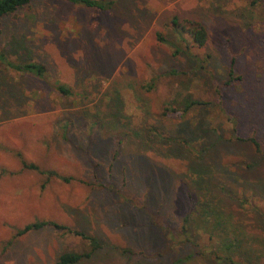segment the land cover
Masks as SVG:
<instances>
[{
    "label": "rangeland",
    "instance_id": "rangeland-1",
    "mask_svg": "<svg viewBox=\"0 0 264 264\" xmlns=\"http://www.w3.org/2000/svg\"><path fill=\"white\" fill-rule=\"evenodd\" d=\"M104 1L113 9L35 0L0 20V55L48 71L45 81L0 60V264H56L68 252L91 254L77 264H209L182 234L191 216L194 242L209 244L192 221L187 158L196 155L169 140L195 139L190 146L200 150L207 137L220 138L222 161L264 181V154L251 143L264 147V0ZM192 24L206 29L204 47L187 33ZM233 63L241 80L225 87ZM178 94L205 105L164 116ZM241 181L230 185L238 196L227 201L236 211L225 210L228 229L261 248L264 235L248 230L256 214L241 199ZM43 221L70 231L49 226L17 237Z\"/></svg>",
    "mask_w": 264,
    "mask_h": 264
},
{
    "label": "trees",
    "instance_id": "trees-1",
    "mask_svg": "<svg viewBox=\"0 0 264 264\" xmlns=\"http://www.w3.org/2000/svg\"><path fill=\"white\" fill-rule=\"evenodd\" d=\"M34 1L35 0H0V20L5 17L17 15L20 10L29 7ZM66 1L100 11H110L113 9L114 5V2L108 3L104 0ZM173 23L180 29L177 24V19H175ZM192 25L193 26H191V28H187V33L190 35L191 39L196 45L204 47L208 39L206 29L200 24ZM177 52H180V50L177 49ZM0 60L6 69L14 70L18 73H29L41 80H47L48 71L44 64L31 61L14 63L10 60H7L3 54L0 55ZM179 73L180 72L178 71L172 72L173 75H178ZM234 80L240 81L241 77L235 76L233 63L229 72V80L226 81L223 86L230 87ZM54 86L61 94L71 95V89L66 85L56 83ZM148 89H153V86L150 85ZM181 97L182 94H178L168 103V107L166 108V113H164V116L176 113L181 114V116H185L189 112L196 110L198 106L205 105L204 102L196 100L191 94H187L182 98ZM150 131H153L156 136L166 140V136H164L159 129L153 127V129H150ZM150 131L148 133H151ZM205 134H207V132ZM212 138L213 137L209 136L207 139H205V141L203 140L202 146L200 147H203V149L200 150H195L192 148V146H190V144H194L195 139L173 138L172 140H169L187 145V147L190 148L189 150L191 153L196 155V157L194 156L192 158L190 155V157L187 158L189 161V165L187 164V173L193 178L194 181H196L195 184L191 185L189 183L188 185V193L191 201L190 203H192L191 205L194 207L192 212V221L195 224L198 223L204 227L201 228L200 226H195V229L200 235H204L207 238L209 244L202 246L199 243L194 242V235L188 231L187 225L191 216H186L184 221L182 230L184 240L190 246L195 248V251L198 255L208 259L209 264H264V243L260 245V248L258 245H255L253 242H251V239L253 238L251 234L244 236L242 233L236 232L237 230L233 232L230 231L228 229L229 217H227L225 214V210L227 208L230 209V215H233L234 212H236L228 202L232 203L234 199H237L236 197L238 196V193L231 190L230 185L233 183V181L236 182L238 179H241L243 185L239 184L237 187V189L240 188V191L242 192L241 199L243 200L244 204H248L250 212L256 214V216L253 215V217L250 219L248 230H250V232H255L254 234L256 237H258L257 234L264 235V181L261 180L257 181L256 183L250 182V180H247L244 175L239 173L237 168L239 165L237 166L235 164L232 166V164L222 161L221 158H219L220 154L217 149L220 138L215 141H211ZM142 141L145 142L146 139L142 137ZM251 143L256 148V152L259 154H264V147L262 148L255 139H251ZM253 166V163H250L247 165V167L242 166V168L252 169ZM24 167L27 169L40 171L39 167L32 163L30 164L25 162ZM43 173L49 177L57 175V173L53 171ZM65 180L69 181V179ZM246 191L250 192L249 195L246 194ZM215 192L224 194V197L220 199L217 198L216 195L214 197L209 196ZM223 217L227 218L224 219ZM209 224L212 226H209ZM49 226L70 231V229L57 223L55 224L53 222L43 221L27 225L18 232L17 237L24 236L32 231L41 230ZM239 229L241 230V228ZM73 233L88 240L92 245V252L100 249V244L96 238L90 237L79 231H74ZM247 238H249L250 241L248 244H246ZM90 255V253H64L60 256L56 264H77Z\"/></svg>",
    "mask_w": 264,
    "mask_h": 264
}]
</instances>
